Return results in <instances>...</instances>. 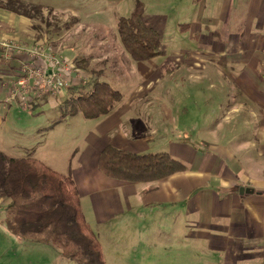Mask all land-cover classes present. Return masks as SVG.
I'll return each mask as SVG.
<instances>
[{"label":"rangeland","instance_id":"1","mask_svg":"<svg viewBox=\"0 0 264 264\" xmlns=\"http://www.w3.org/2000/svg\"><path fill=\"white\" fill-rule=\"evenodd\" d=\"M26 1L44 5L43 18L29 19L19 15L27 24L26 27L30 28L31 34L35 35L22 32L24 39L8 37L1 38L0 42L14 41L19 46L25 45V49L34 50L38 46L49 59L56 57L61 61H68L75 67L73 78L79 82L80 78L84 80L88 75L77 66V61L87 60L92 67L101 71L105 80L123 93V99L116 105V111L120 105H127L130 128L140 131V136L146 128L150 132L155 129L156 140L141 152H170L173 142L169 138L176 129V114L183 106H187L193 132H197L193 133L194 139L198 140L202 134L208 133L203 136L215 137L223 145H227L235 160L241 162L242 168H252L258 177L263 176L264 150L258 145L254 149L247 147V138H251L247 128L240 125L230 127L228 124L225 127L229 131L233 130L235 134H210L213 130L211 120L217 112L238 104L243 105L242 111L248 109L249 98L246 93L229 85H217L214 70H211V78L197 79L193 74L201 75L203 69L189 70L188 64L179 60V57H203L199 50L214 41L208 38V34L200 41L193 36L197 31L206 33L207 24L212 30L219 28L228 29L230 32L244 28L248 7H231V4L225 6L220 0H142L146 3L147 23L162 35L164 53L154 60L137 61L131 57L118 36L119 18L130 15L137 0ZM184 23H191L189 30L181 31ZM34 26L36 27L33 28ZM167 68L172 69V74H168ZM16 97L20 100L18 95ZM61 100L53 104V107L46 106L45 112L34 115L37 117L33 120L34 127L45 125L47 128H36L28 134L11 133V126V130L0 131V149L12 157L39 158L65 174L70 166H79V161L91 154L93 146L99 150L104 141L97 145L92 143L93 135L100 133L97 128L99 118L89 119L79 113L57 124L54 121L58 114L57 105ZM200 115L203 117L200 118ZM11 123L15 124V121ZM33 136L37 138L36 141L28 142L29 137ZM186 158L183 163L192 166L193 161L190 164ZM216 190L223 194V189ZM113 197L116 199V193ZM8 202L7 198H1L0 255L3 258H0V264H37L39 259L35 255L38 252L30 254L31 258H28V253L19 263L15 261L16 258L11 260L13 247L17 254L19 251L18 255L21 254L20 258L26 251L25 246H15L18 242H24L4 225V211ZM122 202L127 203L126 199ZM82 204L87 218L103 241L110 264H120V261L122 264H148L146 261L142 262V259L149 255L156 258L153 260L154 264H215L216 256L213 253L218 252L225 240L220 237V231L199 227L198 223L202 218L198 213L186 217L179 205H158L163 206L157 207L159 211L163 210L162 213L152 212L150 208L142 212L139 202H133L131 207L127 204L120 207L110 222L111 225L109 223V226L102 227L94 219L91 201L87 195H83ZM208 212L211 213L210 208L202 211V215L205 214L202 217L207 218L206 220L210 218ZM228 218L220 215L211 223L218 226L229 225ZM41 248L51 249L45 244Z\"/></svg>","mask_w":264,"mask_h":264},{"label":"crops","instance_id":"2","mask_svg":"<svg viewBox=\"0 0 264 264\" xmlns=\"http://www.w3.org/2000/svg\"><path fill=\"white\" fill-rule=\"evenodd\" d=\"M220 2L225 6L231 4V7H248L244 28L230 32L228 29L212 30L207 24L206 33L197 31L193 36L200 41L208 34V38L214 41L199 50V54L203 57L200 56V59L190 56L185 59L179 57V60L188 64L189 70L203 69L201 75L193 74L195 78H211L213 75L211 70H214L218 80L217 85L236 87L239 92H245L249 98L246 111H242L243 105L238 104L228 110L217 112L211 120L213 130L210 134H235L225 126L240 125L247 128V132L251 134V138H247L249 142L247 147L254 149L258 145L264 150V0H220ZM23 20L21 16L0 7V39L8 37L24 39L22 32L27 34L29 32L34 36L35 34H31L30 28L26 27L27 24ZM162 50L164 51L163 46ZM2 52L3 50L0 51V131L13 128L11 133L28 134L34 132L36 128H47L45 125L34 127L33 120L37 118L34 115L37 116L36 113L39 111L45 112L48 105L53 107L58 100L67 96L68 89L63 90L56 97L43 96L37 99L35 96H29V104L26 106L21 98L19 100L16 97V90L22 66L30 62V57L26 51L22 53L14 51L10 53L9 58L4 59ZM167 69L168 74H172V69ZM120 106L118 111L115 107L109 114L99 118L97 128L100 133L93 135L92 143L97 145L103 140L104 142L101 143L103 146L99 150L94 149L93 146L91 154L84 156L79 161V166L73 165L67 169V174H72L79 188L81 203L83 195L90 198L96 223L101 224L102 227L108 225L113 221L120 207L123 208L122 206L126 204L131 207L133 202L136 204L139 202L142 212H146L145 209L148 208L152 212H161L157 209L163 207L158 206L161 204H164V207L179 205L186 217L198 213L202 218L198 223L199 227L206 230L214 228L222 233L220 237L225 240L218 252L213 253L216 256L215 264H264V172L263 176L258 177L252 168L246 169L245 166L242 168L241 162L235 160L227 145H223L215 137L203 136L208 133L202 134L198 140L194 139L193 133L197 132H193L191 119L188 118L189 111L187 106H183L176 114L178 121L175 123L174 135L169 138L173 142V148L169 153L182 161L187 157L186 161H190V164L193 161L192 166L186 164L188 165L186 171L153 182L132 183L110 178L98 166L99 155L105 146L110 144L143 153L141 151L148 149L150 143L153 144L156 140L155 129L150 132V129L146 128L140 136V131L130 128L127 105ZM202 117L200 115V118ZM11 121H15V124ZM36 139L35 136L29 137L28 142L34 143ZM241 187L254 189V192L241 193L239 189ZM148 188L153 189L146 191ZM218 188L223 189V194H219V190H216ZM115 193L116 199L113 197ZM125 199L127 203L122 202ZM82 208L84 210L83 204ZM208 208L211 213H207L210 218L206 220L207 218L202 217L205 215H202V211ZM220 215L229 217V225L218 226L211 223ZM87 220L89 221L88 218ZM89 223L91 224L90 221ZM91 226L93 227L92 224ZM93 229L96 232L94 227ZM97 235L102 243L106 263L110 264L103 241L99 234ZM27 244L29 242L16 243L15 246L20 248L25 246L26 254H22L20 258L21 254L18 255L19 251L17 254L13 247L11 260L16 258L15 261L19 263L28 253L30 256L28 258H31L33 252H38L39 254L35 255L39 259L36 261L37 264H73L51 247V249H42L43 245L40 243H32L30 246ZM153 257V255L146 256L142 262L151 264L156 259ZM0 258L3 256L0 255ZM122 263L120 261V264Z\"/></svg>","mask_w":264,"mask_h":264},{"label":"trees","instance_id":"3","mask_svg":"<svg viewBox=\"0 0 264 264\" xmlns=\"http://www.w3.org/2000/svg\"><path fill=\"white\" fill-rule=\"evenodd\" d=\"M0 7L29 19L43 18L44 5L40 3L5 0L0 1ZM145 11L146 3L137 0L131 14L118 20V36L137 61L164 53L162 35L147 23ZM190 26L184 23L180 29L189 30ZM77 66L88 78L67 87L68 95L57 105L55 123L79 113L89 119L101 118L123 99V93L87 60H78ZM98 166L106 176L132 183L158 181L188 169L169 152L137 153L110 144L101 151ZM2 197L9 201L4 225L20 241L48 245L73 264H107L72 174L55 170L39 158L12 157L0 149V201Z\"/></svg>","mask_w":264,"mask_h":264},{"label":"built area","instance_id":"4","mask_svg":"<svg viewBox=\"0 0 264 264\" xmlns=\"http://www.w3.org/2000/svg\"><path fill=\"white\" fill-rule=\"evenodd\" d=\"M16 42L1 43L0 51L2 56L9 58L10 53L26 51L30 57V62L22 66L20 77L17 79V92L26 106L29 104V96L37 99L43 96L60 95L70 84L78 83L73 78L75 67L68 61H61L53 57L49 59L45 51L39 50L38 46L34 49H25ZM9 55H8V54ZM73 74V75H72ZM87 79V78H86ZM80 78V82H86Z\"/></svg>","mask_w":264,"mask_h":264},{"label":"water","instance_id":"5","mask_svg":"<svg viewBox=\"0 0 264 264\" xmlns=\"http://www.w3.org/2000/svg\"><path fill=\"white\" fill-rule=\"evenodd\" d=\"M239 189H240V192H241V193H244L245 191H246V192H254V189H251V188L241 187V188H239Z\"/></svg>","mask_w":264,"mask_h":264}]
</instances>
